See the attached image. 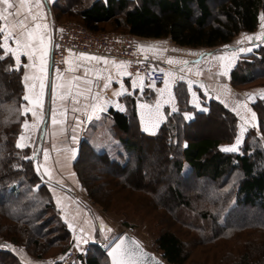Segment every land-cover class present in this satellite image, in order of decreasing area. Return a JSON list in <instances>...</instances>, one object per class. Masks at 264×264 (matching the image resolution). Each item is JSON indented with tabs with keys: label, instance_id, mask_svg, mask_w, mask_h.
I'll use <instances>...</instances> for the list:
<instances>
[{
	"label": "trees",
	"instance_id": "trees-1",
	"mask_svg": "<svg viewBox=\"0 0 264 264\" xmlns=\"http://www.w3.org/2000/svg\"><path fill=\"white\" fill-rule=\"evenodd\" d=\"M80 1L87 3L79 8ZM212 4L213 0H53L52 12L55 18L74 20L92 32L104 31L103 25H108L111 30L128 32L136 38H167L176 45L191 48L228 43L240 33L255 31L260 20L264 21L261 18L264 0H224L214 7ZM11 68L18 70H9ZM254 68L260 69L254 71ZM0 77L6 82L3 89L11 90L0 95V264H25L7 246L9 243L24 249L36 260H42L44 255L33 256V252L42 247V250L58 248L62 256L72 236L54 202L53 187L57 185L33 168V158H37L38 165L41 151L34 150L29 156V146L16 147L27 112L21 70L12 56L0 60ZM258 78H264V45L238 59L230 72V85L236 90H254L258 87L254 84ZM249 107L255 114L254 125L245 130L235 152L222 149L233 146L239 121L237 114L215 100L208 101L206 111H194L187 121L178 113L171 114L154 134L138 129L133 107L127 113L111 109L108 115L121 151L112 159L83 143L72 165L77 185L90 202L97 204L93 195L98 190L89 186L83 177L84 154L90 156L91 163L113 168L110 174L130 186L131 174L139 175L138 170H141L139 154L155 144L163 154L161 162H168L180 179L185 181L190 176L189 181L201 187H191L189 182L183 190L175 184L167 186L162 198L156 201L159 208L171 212L182 207L193 212L192 218L198 219L200 225L183 219L180 223L197 236H203L208 244L235 239L247 231L264 232L261 222L231 223L229 220L232 211H250L254 207L264 217V98L255 97ZM212 119L226 122L224 137L211 138L201 134L200 128L197 133L191 132L202 123L200 121L207 123ZM148 196L153 197L150 192ZM83 243L87 248L78 252L70 264H109L94 240ZM154 243L167 264L185 263L186 243L176 233L161 231ZM260 244L257 246L264 247V243ZM237 250L232 264H264V252L253 258L248 250ZM226 252L231 254L229 249ZM54 263L60 264L57 259Z\"/></svg>",
	"mask_w": 264,
	"mask_h": 264
},
{
	"label": "crops",
	"instance_id": "crops-1",
	"mask_svg": "<svg viewBox=\"0 0 264 264\" xmlns=\"http://www.w3.org/2000/svg\"><path fill=\"white\" fill-rule=\"evenodd\" d=\"M11 2L14 6L9 12H18L19 15H10L7 20H0V26L6 29L1 33V44L8 31H11L8 46L17 49L16 40L21 45L18 50L20 64L16 65L15 57L12 58L21 70L27 117L21 124L19 134L25 140L21 141L19 137L17 142L31 145L30 148L34 146V150L41 151L39 173L57 185L53 187L55 205L71 221L70 230H75V236L83 237L84 241H93L94 228L99 223L93 219L97 217L95 211L87 207L86 202H82L84 193L77 185L72 165L83 143L95 150V142L89 140L91 134L106 135L108 143L117 140L108 115L109 110L127 113L133 107L138 129L143 133L154 134L171 114L178 113L187 121L192 118L194 111H206L210 100L221 103L235 114L241 99L250 106L252 98L248 93L252 92L243 93L242 90L234 89L230 85V72L240 57L249 54L257 46L264 45L263 20H260L255 31L240 33L232 41L214 47H183L167 38L137 37L139 51L154 64L166 67L165 81L168 84L163 82L156 85L146 82L140 74L129 72L125 60L92 54L81 55L72 51L66 55L64 70L51 75L48 56L50 20L55 18L52 12L53 0ZM4 7L0 5V10ZM20 21H24L23 26ZM29 32L32 33L31 40L27 35ZM257 36L261 39H256ZM41 38L43 44L40 42ZM28 43L31 47H23ZM45 47L47 56L43 57L42 63ZM25 53H31L32 59L29 60ZM169 60L173 63H169ZM53 87L57 88L55 98L52 97ZM253 94H257L256 89ZM25 96L29 99L25 100ZM248 116V120L238 119L239 125L243 120L245 130L254 125L250 109ZM25 124L28 125L27 128L24 127ZM239 134L240 129H237V136ZM53 152L61 154L56 156ZM57 158L65 161L62 165L59 164L67 166L70 172L59 168ZM75 187L78 188L79 196L74 194Z\"/></svg>",
	"mask_w": 264,
	"mask_h": 264
},
{
	"label": "rangeland",
	"instance_id": "rangeland-1",
	"mask_svg": "<svg viewBox=\"0 0 264 264\" xmlns=\"http://www.w3.org/2000/svg\"><path fill=\"white\" fill-rule=\"evenodd\" d=\"M222 1L224 0H213L212 6L214 7L216 4ZM86 3L87 2L80 1L78 3V7H83ZM54 19L58 21H73L78 23L71 19ZM103 27L104 31L101 32L114 31L111 30L108 25H103ZM259 69L254 68V71ZM3 83L6 82H4V79H1L0 77V95L11 92L9 88L5 90L3 89ZM254 84H258V87H255L257 88V94L254 95V90L249 88H242V92L246 93L249 89V92H252V95L250 96L252 101L254 99L253 97L264 98V78H258ZM235 105L238 106L237 103ZM249 109L250 107L248 104L244 102V99H241L237 111L238 119L243 118V120H248L247 117H249ZM262 117L264 120V113L262 114ZM253 119L255 121V118ZM243 120L240 122L241 125H239V122L237 123V129H240V132L242 125H244ZM211 121H207V123L200 121L203 125H196L191 130V132L197 133L200 131V128L202 130L201 134L207 135L211 138L221 135L224 137L227 133L226 122L224 123L220 120L221 122L219 123L217 122V119H212ZM215 122L219 123L220 126ZM256 131H259L258 127ZM19 134L17 135V138L20 137ZM240 135L241 134L238 136L236 135L232 145L236 144L237 137ZM132 139L141 145V142H139L137 138L132 137ZM263 139L264 138L262 137V140ZM89 140L95 142L93 144L95 151L105 152L112 159L117 158V153L121 151L118 141L114 139L115 141L113 143H108L106 135L99 134L95 136L94 134H91L89 136ZM145 148L146 150L139 154V157L141 158V170H138L139 175H135V173L131 174L132 180L129 182L130 186L124 185L118 181L116 177L110 174L112 171L114 172L113 168L103 167L102 165L91 163V158L87 154H84L82 158L81 167L83 169V177L89 186L96 187L98 191L93 195V198L97 201V204L90 202L85 194L81 199L82 202H86L87 207L89 206V208L95 211V215L97 217H93V219L95 222H98L99 225H95L93 240L100 246L102 251L103 248L107 247L116 237L131 228L133 230V232L130 233L131 236L137 239L147 251L152 252L159 258H161V254L156 249L154 243L158 234L164 230L176 233L180 240L186 243V252L188 257L184 264H232L235 257L234 255L236 251H238L237 249H242L243 251L248 250V252H252L253 254H251V256L253 258H258L257 255H261V253L264 252V247L257 246V244L264 243V232L247 231L241 233L239 235L240 237L237 236L235 239L233 237L231 240L217 241L216 243L208 244L205 242L203 236H197L193 233V231L187 229L180 223V220L183 219L186 222H193L200 225L198 219L192 218L194 214L193 212L190 213L187 209L182 207L172 210L171 212L159 208L156 205V201L162 198L165 192L164 189L167 186L171 187L175 184L180 190H183L185 187H187L186 182H189L191 187L194 185V187L197 188L201 187L200 185L198 186V184L189 181L190 176H188L185 181L180 179L179 176L175 175L173 168H171L168 162H161L163 154L161 152L160 146L151 144ZM33 152L34 146L31 148L29 156H32ZM53 153L56 156L61 154L58 152ZM57 161L59 168L63 169H61L62 171H65L66 169L68 172H70V169H68L67 166H61V163L65 162L63 159H58ZM130 165L131 168H133L134 164L132 162V158ZM77 192L78 188L75 187L74 194ZM149 192L153 195V197L148 196ZM77 195L79 196V193H77ZM249 210L250 211H242L239 209L234 210L229 215V220H231V223L253 221L264 224L262 212H260L255 207ZM61 215V217L64 218L63 220L67 224L72 236V240H70L68 248L72 246H78V244L83 243V237L81 238V236L79 237L78 235L75 236V230H70L69 223H71V221L63 214ZM73 234L77 238H75ZM42 244L43 242L39 241V245L43 246ZM7 246L12 249L17 257L25 264H55L54 262L56 261V257L59 255L58 251L60 250L58 248H48L46 250H42V247L39 251L33 252V256L36 254L44 255L42 256V260H36L35 258L30 257L29 254H27L22 248H15L10 243ZM228 249L230 250L231 254H227L226 251Z\"/></svg>",
	"mask_w": 264,
	"mask_h": 264
},
{
	"label": "built area",
	"instance_id": "built-area-1",
	"mask_svg": "<svg viewBox=\"0 0 264 264\" xmlns=\"http://www.w3.org/2000/svg\"><path fill=\"white\" fill-rule=\"evenodd\" d=\"M51 23V40L48 56V69L51 75L61 73L65 68L68 52L92 54L122 59L127 62L129 72L140 74L149 83H162L166 79V67L158 66L144 56L138 48L134 35L122 31L92 32L73 21H58ZM57 88L53 87L52 97L55 98ZM133 230L124 231L131 236ZM86 248V243L72 246L62 256H57L60 264H70L78 252ZM107 247L103 248V253Z\"/></svg>",
	"mask_w": 264,
	"mask_h": 264
},
{
	"label": "water",
	"instance_id": "water-1",
	"mask_svg": "<svg viewBox=\"0 0 264 264\" xmlns=\"http://www.w3.org/2000/svg\"><path fill=\"white\" fill-rule=\"evenodd\" d=\"M32 162L35 172H38L37 158L34 157ZM104 254L109 264H114V261L115 264H167L152 252L147 251L137 239L126 233L116 237Z\"/></svg>",
	"mask_w": 264,
	"mask_h": 264
},
{
	"label": "snow or ice",
	"instance_id": "snow-or-ice-1",
	"mask_svg": "<svg viewBox=\"0 0 264 264\" xmlns=\"http://www.w3.org/2000/svg\"><path fill=\"white\" fill-rule=\"evenodd\" d=\"M0 5H4L5 6L2 10H0V20H7L8 16H10V15H19L18 12L15 13V14L9 12V9H12L13 6H14L13 3L11 2V0H0ZM261 18L264 19V16H262ZM33 19H35V17H33ZM20 25L23 26L24 25V21H20ZM37 27H39V26H37ZM5 30H6L5 27L0 26V33L5 32ZM27 35H28L29 40H31L32 39V33L29 32ZM11 36H12V32L11 31H8V34L5 35V37H4L3 44H0V48L3 49V53L0 54V60H3V59L8 58L10 56H14L15 57V63H16V65H19L20 64V55H19V51L18 50L21 47L20 41L19 40H16L17 49L10 48L8 46V39ZM247 39L251 40L252 37H247ZM256 39H261V37L260 36H257ZM40 42H41V44H43V39L42 38H41ZM23 47L29 48V47H31V44L30 43L24 44ZM25 54L28 55L29 60L32 59L31 53H25ZM81 55H83V54H81ZM45 56H47V49H46V47H45V51L43 52V55L41 57L42 63H43V57H45ZM93 59H99V58L93 57ZM168 62L169 63H173V61H171V60H169ZM9 70H18V69L11 68ZM27 79H28V77L26 76L25 77V80H27ZM181 79H183V77H181ZM165 83L167 85L168 84V81H165ZM105 86L107 87V85H105ZM41 87L43 88V85H41ZM189 87H191V85H189ZM117 94H119V93H117ZM193 97H195V93H193ZM24 99L25 100H28L29 97L28 96H25ZM197 106H199V105L197 104ZM25 111H27V110H25ZM33 114H35V113H33ZM253 118H255V114H253ZM89 119H91V117H89ZM55 122H56L55 121V117L53 116V123H55ZM24 127L27 128L28 125L25 124ZM147 130L148 129L146 128L145 131H147ZM244 131H245V129L242 126L241 127V135L239 137H237L236 144H234L231 147L223 148L222 151H226V152H235V151H237L238 150V146L241 143V138L243 136ZM19 139L22 141V140H25V137L24 136H21ZM24 146H25L24 144H21L19 142H17V144H16V147L17 148H22ZM37 170L39 171V169H37ZM117 247H119V245ZM114 251H115V249H114ZM110 255H111V253H110ZM114 264H115V261H114Z\"/></svg>",
	"mask_w": 264,
	"mask_h": 264
}]
</instances>
